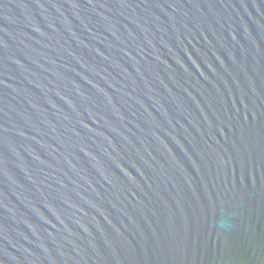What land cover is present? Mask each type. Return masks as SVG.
Segmentation results:
<instances>
[{
    "label": "water",
    "instance_id": "95a60500",
    "mask_svg": "<svg viewBox=\"0 0 264 264\" xmlns=\"http://www.w3.org/2000/svg\"><path fill=\"white\" fill-rule=\"evenodd\" d=\"M0 264H264V0H0Z\"/></svg>",
    "mask_w": 264,
    "mask_h": 264
},
{
    "label": "clouds",
    "instance_id": "9594fccd",
    "mask_svg": "<svg viewBox=\"0 0 264 264\" xmlns=\"http://www.w3.org/2000/svg\"><path fill=\"white\" fill-rule=\"evenodd\" d=\"M218 227H220V228H226V227H227V225H226V224H224V223H220V224L218 225Z\"/></svg>",
    "mask_w": 264,
    "mask_h": 264
}]
</instances>
